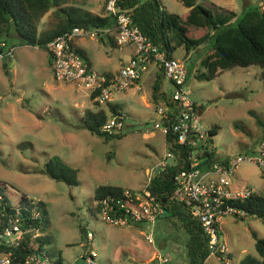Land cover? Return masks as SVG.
Masks as SVG:
<instances>
[{"label": "rangeland", "instance_id": "rangeland-1", "mask_svg": "<svg viewBox=\"0 0 264 264\" xmlns=\"http://www.w3.org/2000/svg\"><path fill=\"white\" fill-rule=\"evenodd\" d=\"M197 1L238 13L255 4L264 9V0ZM161 2L180 15L187 10L181 0ZM105 4L106 0L62 3L92 13H104ZM57 20L55 10L49 9L41 16L38 31L52 29ZM204 30L193 28L192 34ZM8 44L12 53L0 56V179L5 181L1 187L13 201L20 192L43 200L49 220L46 231L51 234L50 254L62 264H89L86 252L92 244L95 264H190L186 251L188 232L176 216L158 215L152 222L113 225L102 219L94 206L97 185L114 184L139 190L148 183L152 171H158V163L172 161L171 156H166L165 135L153 127L154 119L158 118L153 105L160 101L151 94L155 81L158 84L161 81L165 90L172 91L170 81L160 78L161 72L152 63L137 83L113 93L110 103L122 105V133L120 137L104 139L83 124L87 109L103 106L96 104L82 85L54 78L46 48L20 44L15 36L9 37ZM75 46L85 52L99 72L126 60L132 49L112 47L107 40L97 37H79ZM200 51V48L192 50L194 60ZM188 54L182 47L174 51V56L185 63ZM4 62L8 72L4 70ZM193 72L186 76L184 87L201 109L198 125L216 128L212 134L216 157L253 152L264 130L261 67L236 65L212 78H198ZM110 113L113 112L107 114ZM53 155L77 168L78 184L52 178L41 170ZM234 181L264 193V173L252 162L238 164ZM220 228L221 239L229 248L230 263L210 253L202 264H239L248 255L258 256L252 232L264 237L261 218L225 214L220 218ZM87 231L93 233L91 241L86 239ZM155 252L168 260L152 259Z\"/></svg>", "mask_w": 264, "mask_h": 264}, {"label": "built area", "instance_id": "built-area-1", "mask_svg": "<svg viewBox=\"0 0 264 264\" xmlns=\"http://www.w3.org/2000/svg\"><path fill=\"white\" fill-rule=\"evenodd\" d=\"M117 0H106L107 11L116 13L114 28L110 26H72L54 35L47 42V51L51 58L52 73L59 81L72 82L82 85L90 92L97 104L102 105L110 101L112 94L123 91L138 82L142 72L149 64H155L167 78L174 89L167 93V99L154 106L158 118L154 119L153 127L170 137L166 156L174 157V161L158 163L160 170L167 165L177 164L174 173V188L169 199L164 202L152 192L149 184L139 190L123 188L118 193H108L96 201L98 213L106 222L113 225L152 222L163 212V208L171 206V202L186 207L190 217L194 218L207 238L208 255H217L221 260L230 263L229 250L219 234V219L225 214L247 216V212L233 204V200H242L260 191L246 184L234 181L235 169L242 161H249L260 167L264 173V130L262 131L256 148L249 154H237L233 157H220L206 162L207 155L214 148L209 128L198 125L199 105L193 100L184 87L186 81L185 60L168 56L157 44L152 43L132 23L130 15L125 11H117ZM113 35L118 46H131L132 53L126 60H122L115 72L105 73L97 71L88 64L78 52L75 42L81 38H100ZM6 53H12V47L1 42ZM123 125L121 113H110L102 124V130L109 133L120 129ZM182 149L184 153L182 154ZM15 195V194H14ZM0 195V264H10L14 250L12 247L23 245V240L31 241L32 248L24 258L15 264H62L56 260L48 250V245H40L34 239L43 234L40 222L33 223L39 215V197L28 196L27 203L18 202L10 196L11 209L1 204ZM29 211L27 223L22 209ZM39 225V226H38ZM147 237L151 239V234ZM93 233L86 232V239L91 241ZM92 244L86 252V261L95 264ZM207 255V256H208ZM164 262L167 256L157 255ZM151 259V260H152Z\"/></svg>", "mask_w": 264, "mask_h": 264}, {"label": "trees", "instance_id": "trees-1", "mask_svg": "<svg viewBox=\"0 0 264 264\" xmlns=\"http://www.w3.org/2000/svg\"><path fill=\"white\" fill-rule=\"evenodd\" d=\"M64 0H0V52L4 46L1 42L9 45V37L15 36L20 44L38 45L47 49V42L57 33L71 28L72 26L92 27L110 26L114 28L116 13L105 10L104 13H92L79 6L70 8L63 6ZM187 7L184 15L166 9L161 0H117V11L127 12L132 23L139 27L141 32L161 50H165L168 56H174V51L182 47L189 52L186 72L187 76L193 70L198 78H212L224 69L236 65L247 66L257 64L261 67L260 78L264 88V9L260 4H255L241 13L233 9H222L207 6L197 0H181ZM53 8L58 20L55 26L49 30L38 31V22L41 16ZM205 28L204 32L192 34V29ZM107 40L110 45H116L113 35L100 37ZM200 48L201 51L194 60L191 52ZM88 64H91L82 49L77 48ZM190 55V56H189ZM49 63L51 58L48 52ZM4 70L8 72L6 62L3 63ZM157 88V83L154 84ZM93 99L95 92H90ZM94 100V99H93ZM97 104V101L94 100ZM113 113L117 112L115 106L110 105ZM108 114L104 107L97 110L87 109L83 117L84 126L104 139L120 137L121 128L111 133L102 130L101 126ZM212 136L216 132L215 127L209 128ZM184 153L182 149V154ZM216 159L215 150L208 153L206 162ZM177 164L167 165L164 169L155 173L150 178L149 187L157 198L166 202L169 194L174 188L173 176L177 170ZM52 178L60 179L68 184H78L77 168L68 165L58 155L51 156L41 169ZM5 181L0 179L1 204L6 209H11L10 195L5 193L1 187ZM5 184V183H4ZM12 185V184H11ZM4 186V185H3ZM122 189L119 185L101 184L94 189L95 209L98 211L96 201L108 193H118ZM18 202L27 203V194L20 192ZM234 205L243 208L249 215H255L264 222V193H253L242 200H233ZM39 215L33 219V223L40 222V230L43 234L37 236L34 241L40 245L50 244L51 234L47 233L48 213L43 200L38 204ZM171 215L188 232L186 240L187 258L190 264H202L207 257L209 249L207 238L203 234L198 222L190 217L185 206L171 202ZM26 215L28 210L22 209ZM27 218L23 223H27ZM254 247L258 256L248 255L239 264H264V237L252 232ZM24 247H12L14 256L10 264L22 260L26 253L32 248L31 241L23 240ZM230 255V254H229Z\"/></svg>", "mask_w": 264, "mask_h": 264}, {"label": "crops", "instance_id": "crops-1", "mask_svg": "<svg viewBox=\"0 0 264 264\" xmlns=\"http://www.w3.org/2000/svg\"><path fill=\"white\" fill-rule=\"evenodd\" d=\"M106 40V39H105ZM110 44V43H109ZM112 47H117V48H120V46H118L117 44L116 45H111ZM129 47H131V46H129ZM132 53V49H131V52H130V54ZM129 57V56H128ZM122 60H120L119 61V64L118 65H115V67L113 68V69H109V70H105L104 72L105 73H111V72H115L117 69H118V67H119V65H120V62H121ZM92 65V64H91ZM160 71V70H159ZM161 72V71H160ZM160 78H162V72H161V77ZM155 80H157V77L155 78ZM155 83H157V88H155L154 87V84ZM155 83L153 84V87H152V89H151V94L153 95V96H155L156 97V100H158V101H160V103L164 100V98L165 99H167V93H169V91H167V90H165L164 88H163V84H162V82L160 81V83L158 84V82H156L155 81ZM137 86V88L138 89H140L141 87H140V85L139 84H136ZM126 90V89H125ZM124 91V90H123ZM141 97L143 98V100H144V102L146 103V104H149V102L148 101H146V98H145V96H144V94H142L141 95ZM160 103H158V104H160ZM110 105H113V106H115L116 107V109H117V112H119V113H121L122 114V111H121V109H122V105H120L118 102H113V103H110V101H108L106 104H102V105H100V106H103L105 109H106V111H107V113H109V112H111L112 110L110 109ZM153 109H154V105H153ZM201 111V109L199 108V112ZM157 115H158V113H157ZM159 116V115H158ZM165 139H166V143H167V146L169 147V141H170V137L169 136H166L165 135ZM172 161H174V157H172ZM171 161V162H172ZM160 171V168L158 169V171H155V170H153L152 171V173L149 175V181H148V183L147 184H149L150 183V178L155 174V173H158ZM255 188V187H254ZM165 209L166 210H171V206H168V207H165ZM172 211V210H171ZM219 234H220V237L222 238V230H221V228H220V219H219ZM228 250H229V248H228ZM229 254H230V252H229Z\"/></svg>", "mask_w": 264, "mask_h": 264}, {"label": "water", "instance_id": "water-1", "mask_svg": "<svg viewBox=\"0 0 264 264\" xmlns=\"http://www.w3.org/2000/svg\"><path fill=\"white\" fill-rule=\"evenodd\" d=\"M170 214H172L171 210H166L165 208H163V212L160 213V216L170 215Z\"/></svg>", "mask_w": 264, "mask_h": 264}]
</instances>
